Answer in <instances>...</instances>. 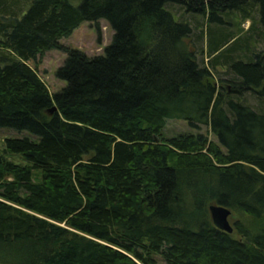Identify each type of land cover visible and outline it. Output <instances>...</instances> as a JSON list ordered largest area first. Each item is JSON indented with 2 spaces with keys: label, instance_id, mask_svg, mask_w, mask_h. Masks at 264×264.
<instances>
[{
  "label": "trees",
  "instance_id": "trees-1",
  "mask_svg": "<svg viewBox=\"0 0 264 264\" xmlns=\"http://www.w3.org/2000/svg\"><path fill=\"white\" fill-rule=\"evenodd\" d=\"M101 20L103 54L61 43ZM259 41L264 0H0V128L22 133V163L0 155V264H264ZM53 49L51 93L29 62Z\"/></svg>",
  "mask_w": 264,
  "mask_h": 264
},
{
  "label": "rangeland",
  "instance_id": "rangeland-1",
  "mask_svg": "<svg viewBox=\"0 0 264 264\" xmlns=\"http://www.w3.org/2000/svg\"><path fill=\"white\" fill-rule=\"evenodd\" d=\"M72 4H79L80 0H71ZM256 13V12H255ZM234 20V17H232ZM236 19V18H235ZM190 21H193V17L189 18ZM196 21H201L200 18H197ZM240 21V20H239ZM235 21L237 23L236 29L240 30L238 33L243 35L250 26V21ZM113 34V30L109 26V24L105 20H101L99 22L98 27L92 22H83L77 28L73 30V32L66 37L61 38V43L67 45L69 47L77 48L83 52H85L89 56L100 55L104 53V48L111 41V37ZM203 43L206 42V36L203 35ZM255 45L256 50L264 49V41H259L258 43H251ZM253 47V46H252ZM66 54L59 50H49L46 51L44 56L38 60V62H29V64L36 68L38 75L48 86L49 91L54 93L60 90L65 82L59 80L55 72L57 68L62 64L65 59ZM202 57V56H201ZM204 63H208L209 58L205 55L202 57ZM219 71H223L224 68L218 67ZM190 131L187 123L181 120H168L163 129V133L165 136L169 137L180 132ZM202 132L207 133L209 138L214 140L213 135L207 131L204 127L201 128ZM22 133H19L13 129L0 128V155H4L8 159L14 162H21V159L18 156L8 155L4 152V139L7 137H20ZM214 204V203H213ZM212 205V204H210ZM235 216L230 215L228 217L229 223L231 224ZM5 258H3L4 260ZM2 257L0 256V262Z\"/></svg>",
  "mask_w": 264,
  "mask_h": 264
},
{
  "label": "water",
  "instance_id": "water-1",
  "mask_svg": "<svg viewBox=\"0 0 264 264\" xmlns=\"http://www.w3.org/2000/svg\"><path fill=\"white\" fill-rule=\"evenodd\" d=\"M55 107H52L50 111H54ZM209 212L214 225L226 232H232L231 224L229 223L228 217L230 215V210L226 207L212 204L209 206Z\"/></svg>",
  "mask_w": 264,
  "mask_h": 264
}]
</instances>
